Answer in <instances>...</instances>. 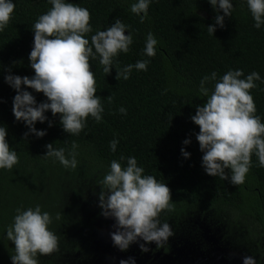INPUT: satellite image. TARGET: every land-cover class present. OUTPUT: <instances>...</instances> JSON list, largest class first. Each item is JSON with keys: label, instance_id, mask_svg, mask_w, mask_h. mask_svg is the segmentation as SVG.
Listing matches in <instances>:
<instances>
[{"label": "trees", "instance_id": "1", "mask_svg": "<svg viewBox=\"0 0 264 264\" xmlns=\"http://www.w3.org/2000/svg\"><path fill=\"white\" fill-rule=\"evenodd\" d=\"M65 2L90 11L92 32L85 34L89 41L97 31L107 30L120 19L129 26L125 32L132 35L133 43L128 53L120 52L114 58L109 74L103 72L99 56L89 60L96 95L104 107L100 123L89 116L83 131L70 135L63 130L60 114L53 116L48 110L45 113L48 119L35 123L36 129L46 130V134L37 137L29 132L25 122L16 120L12 111L16 90L5 77L35 75L29 61L34 46L32 26L52 5L50 0H13L12 18L0 32V126L7 129L6 139L10 150L17 153L19 163L11 171L0 169V264H12L15 245L4 237L16 208L37 204L53 217L49 228L59 238V251L38 254L39 264H101L104 257L98 256V244L108 238V229L115 221L100 214L98 183L112 160L120 161L123 167L129 156L136 157L145 175H153L169 187L173 207L162 212L160 218L170 224L174 233L196 213H207L217 219L232 210L235 219H248L246 243H250L256 264H264L260 245L264 236V168L259 167L253 154L244 184L230 183L231 169H225L228 180L208 175L196 139L199 126L191 120L196 106L207 101L199 93L201 79L215 71L219 81L228 70L241 69L244 72L241 78L253 71L260 74L261 80L255 82L257 87L250 91L256 115L264 123V25L254 27L247 0H231L232 16L224 17V27L217 25L214 35L209 34L208 25L224 13L214 9L209 0H151L143 23L130 10L137 0ZM149 32L157 39L154 57L144 53ZM138 60L149 61L147 71L133 68L129 79H116L117 69ZM217 81L207 83L210 92ZM22 88L33 94L37 104L47 100L42 92L24 85ZM109 95L113 96L112 103L107 100ZM122 106L127 115L119 113ZM113 139L119 141L115 152L109 147ZM185 139L190 143L185 145ZM72 141L78 144L76 168L66 169L55 158L44 156L48 143L55 149L64 148L67 156ZM182 148L190 157L182 155ZM121 155L124 160H120ZM57 213L59 220L55 219ZM140 243L139 240L131 244L125 252L155 258L161 248L153 242L147 244L149 251L142 252ZM132 245L138 246V251Z\"/></svg>", "mask_w": 264, "mask_h": 264}, {"label": "clouds", "instance_id": "2", "mask_svg": "<svg viewBox=\"0 0 264 264\" xmlns=\"http://www.w3.org/2000/svg\"><path fill=\"white\" fill-rule=\"evenodd\" d=\"M218 12L215 23L208 25V32L214 35L216 26L224 27V17L232 16L231 0H209ZM51 9L40 15L32 28L34 29V46L29 55L30 66L35 75L19 76L9 74L6 82L16 90L13 98V114L17 121H23L29 132L37 137H43L46 130H37L35 123H43L48 118L45 113L50 110L52 115L60 114L63 130L70 135H79L86 126L89 116L97 123L103 119L104 107L100 97L96 95V80L89 63L90 58L99 56L103 72L109 74L114 58L120 52L128 53L133 43L131 34L125 35V25L116 19L107 30L92 32L90 25L91 13L86 7L65 2V0H50ZM151 0H137L131 4V12L140 16L143 23L148 17ZM248 8L255 21L254 27L259 29L264 25V0H247ZM15 9L13 0H0V32L9 24ZM143 13V15H141ZM51 37V38H50ZM157 39L149 32L146 38L144 53L148 57L156 55ZM95 49V51H93ZM149 61L138 60L117 69L116 79H129L136 70L147 71ZM244 77L241 69L228 70L217 81V73L204 76L200 81L199 93L206 96L203 105L196 106L195 115L191 120L199 126L196 139L203 152L202 166L208 175L228 180L225 169H231L230 183L241 185L245 183L246 175L252 166V156L258 158L259 167L264 168V123L256 115L257 108L251 94L257 87L256 81L261 80L256 71ZM209 81H217L214 90L210 92L206 86ZM27 88L42 92L47 100L37 104L36 98ZM109 103L113 96L107 97ZM119 113L127 115L123 106ZM52 122L49 121V126ZM7 129L0 126V169L12 170L19 163L17 153L10 150L6 139ZM28 132L24 135L28 136ZM118 139L109 142L112 152L116 151ZM185 145L189 139L183 141ZM48 149L45 157L55 158L67 168H76V149L78 144L71 143L68 155L64 148L55 149L52 143L45 145ZM185 158L190 153L181 149ZM125 157L121 155L120 160ZM144 168L138 166L135 156L127 157L126 166L118 160L110 162L109 170L99 181V207L101 215L113 218L115 231L111 232L114 246L126 251L133 243L143 240L139 247L142 252L149 251L147 244L155 243L157 248L163 247L169 237L174 235L167 221H161V213L171 211V191L166 183H160L153 175H145ZM13 223L6 229L4 237L14 243L12 264H39L37 256L50 255L59 251V238L50 230L53 217L37 204L35 207L15 210ZM60 219V213L55 216ZM135 264L134 258L121 260L120 264ZM243 264H256L251 256L243 258Z\"/></svg>", "mask_w": 264, "mask_h": 264}, {"label": "rangeland", "instance_id": "3", "mask_svg": "<svg viewBox=\"0 0 264 264\" xmlns=\"http://www.w3.org/2000/svg\"><path fill=\"white\" fill-rule=\"evenodd\" d=\"M235 214L231 210L217 219L207 213L194 214L177 234L175 232L169 237L163 247L155 250V258L138 253L128 254L114 246L110 234L115 228L112 227L108 229L109 239L98 244V256L104 257L101 264H120L122 259L128 260L130 257L134 258L135 264H243L245 256L253 257L250 243H246L245 238L248 219H235ZM260 240L264 250V236ZM140 242L144 243L143 240ZM134 248L135 245H132ZM135 249L138 251V246Z\"/></svg>", "mask_w": 264, "mask_h": 264}]
</instances>
